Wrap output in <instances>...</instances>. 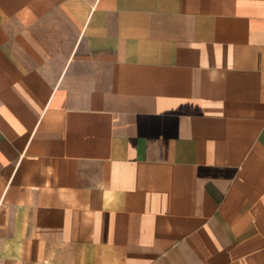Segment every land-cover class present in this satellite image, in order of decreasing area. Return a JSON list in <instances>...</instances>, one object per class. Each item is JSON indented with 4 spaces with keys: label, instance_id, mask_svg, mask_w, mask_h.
Segmentation results:
<instances>
[{
    "label": "crops",
    "instance_id": "obj_1",
    "mask_svg": "<svg viewBox=\"0 0 264 264\" xmlns=\"http://www.w3.org/2000/svg\"><path fill=\"white\" fill-rule=\"evenodd\" d=\"M0 264H264V0H0Z\"/></svg>",
    "mask_w": 264,
    "mask_h": 264
}]
</instances>
